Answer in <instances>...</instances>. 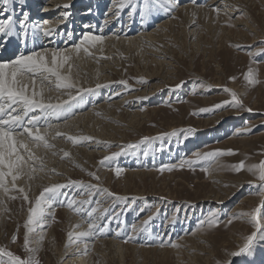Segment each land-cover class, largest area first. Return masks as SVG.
Listing matches in <instances>:
<instances>
[{"label": "rangeland", "instance_id": "obj_1", "mask_svg": "<svg viewBox=\"0 0 264 264\" xmlns=\"http://www.w3.org/2000/svg\"><path fill=\"white\" fill-rule=\"evenodd\" d=\"M75 1V6L81 7L80 0ZM112 1L104 0L98 4L101 7L91 17L98 26ZM205 1L208 0L198 3ZM133 2L137 11L130 16L132 9L126 7L121 12L122 23L118 26L112 22L111 28L130 26L125 24L134 16V25L137 24V30L141 29L146 19L142 22L139 14L143 0ZM46 3L42 0L41 7ZM213 9L223 13L220 7ZM157 10L158 7L151 13ZM209 14L195 18V26L201 32L197 34L199 38L196 36L192 40L183 32L182 17H177L179 23L175 28L166 30L173 33L164 38L165 47L163 43H157L161 51L169 49V56L163 59L161 66L157 62L162 60L160 54L163 52L160 51L157 55L148 52L145 57L130 49L112 53L117 62L114 69L106 71L109 88H101L94 101L122 100L118 114L111 117L115 121L101 117L105 127L96 124L89 133L94 134L91 140L77 142L79 146L87 147L95 142L97 145L88 146L93 152L89 157L81 154L74 162L68 161L66 167L70 172L64 176L65 180L41 186L42 190L27 200L24 193L14 190L8 204L0 208V248L22 259L32 257L39 264H68V258L73 256L70 253L75 250L73 247L77 243L83 244L81 238L65 246L68 233L82 229L74 219L78 218V222L83 221L86 226L106 224L105 232L97 229L95 233L100 240L112 241V244L109 241L104 244L96 243L94 239L90 243L95 242L96 248L89 245L83 249L78 258L84 257L92 264H264V238L250 222L252 217L242 215L252 213L264 201L260 182L256 175L247 171V166L264 160V55L255 58L248 55L250 51L264 48L261 43L264 41V0H232L227 15L218 17L216 11ZM158 16L152 15L148 27L153 28L154 23L164 17ZM45 17L47 15L37 17L33 23L40 24L41 18ZM54 36L49 38L53 45L65 42L66 35L59 36L64 39L61 41H53ZM12 52L11 58L18 53ZM249 68L253 70L252 79L256 83L245 79ZM120 81H127L128 87ZM181 82L182 86L176 89L175 85ZM93 85L76 86L72 89L73 95L80 89L93 88ZM225 88L237 94L243 107L225 106L211 112L200 111L222 101H231V94L224 91ZM118 90L120 95L115 93ZM88 94L82 93L78 99H84ZM142 97L147 99H139ZM88 99L86 103H90ZM189 127L196 131L187 138L177 131L175 136L138 143L145 136L155 137ZM245 128L252 130L243 132ZM129 143L138 144V147L125 148L120 156L100 163L104 157L120 152L121 146ZM215 149H231L234 154L181 166L182 160L196 159L194 153ZM240 161H244L245 168L237 172L231 166ZM165 165L175 167L161 171ZM116 168L122 169L119 175ZM89 172L99 179L90 176ZM70 181H82L85 185H98V188L90 190L70 184ZM53 184L68 186L60 189L62 194L52 201L53 208L45 209L49 213L45 212L39 223L31 225L34 229L28 234L31 251H26L24 225L29 209L43 189ZM105 188L115 196L99 191ZM117 196L127 199L118 200ZM89 199L91 204L73 205V208H82L81 212L68 207L69 201ZM92 208H97V212L89 217L87 213ZM104 210H107L104 216H100ZM210 213L215 215L210 216ZM259 215L264 226V209ZM145 221H148L147 225ZM40 222L47 225L39 228ZM142 228L146 230L141 231ZM254 231L257 237L250 251L231 256ZM14 235L17 238L13 242ZM3 259L6 261L7 257Z\"/></svg>", "mask_w": 264, "mask_h": 264}, {"label": "bare ground", "instance_id": "obj_2", "mask_svg": "<svg viewBox=\"0 0 264 264\" xmlns=\"http://www.w3.org/2000/svg\"><path fill=\"white\" fill-rule=\"evenodd\" d=\"M46 1L48 3L41 7L42 0L40 2L39 0H24L23 4H18L16 3V0H13V4L11 7L12 9H14V12H10L8 14L14 15L15 31L11 37L0 36V62H8L14 60L21 54L28 55L33 51H44L45 49L51 51L59 49L65 52V54L71 56L69 64H71L72 67L71 69H69L68 64H65L63 68L60 69L62 74L69 75L70 82L74 83L76 86H83V84L85 85L88 83L94 84L93 88H95V91L90 92L88 95H85L84 99H77L76 101H74L68 112L62 113L59 119L50 118L48 121V123L51 124L50 128H48V125L45 124L43 120L40 122V124L38 125V127L40 128V132L44 134L45 128H47L46 138L48 139V142L50 144L54 145L53 148H44L43 146L36 147L31 142L30 138H22L26 143H29L34 156L31 160H28V154L25 153L23 149L20 150L21 154L24 155L25 160L28 161V164L23 167L22 171L18 175V178L15 181V188L12 187L13 182L11 177L6 178L7 186L10 190L5 193L2 189H0V208L3 207V204H8L10 196L14 193V190L23 188L24 191L22 193H24V195L26 194L28 198H30L31 196H35L42 190L41 186H48L56 180H65L64 176L68 174V172H70L69 168L66 167V165L69 163L68 161L74 162V160H77V155L82 154L89 157L91 154H93L92 151H89L90 149H88V146H95L97 145V142H92L94 144L87 145V147L79 146L77 143L76 144L78 146H72V141L67 137L73 136L92 138L94 137V134L90 135V130L93 129L96 124L102 125V127L105 125L101 124V117L112 119V115L116 116L118 114L117 110L121 108L120 106L122 100L115 99L112 102H107V100L102 99L101 102L97 100L94 101L95 99H97V97H99L97 96V94H100L101 91V88L96 89V85L107 84L109 86L108 81H106L105 79L109 78V74H107L106 71L114 69V67L116 66L115 62H117L115 60L116 57H112L113 52H117L118 50H121L123 52L130 49L133 50L134 53H137L138 56L140 55L142 57H145L146 53L148 52H152V54L154 53L155 55H157L159 54V51L163 52L161 51L157 43H163V46L165 47L166 41L164 40V38H166L170 33L166 30L170 29L171 31L175 28V25L179 23L177 22L178 16L182 17V29L185 36H188L191 39L193 37H196L197 34H200L199 32H201L198 30L197 26H195V23H197L195 21V18L203 17L204 15H210L209 13L215 12L213 8L218 7H220L222 9L221 11L223 12H219L218 17L221 15H227L226 13L229 11L232 0H208L203 2V4L198 3L201 0H186L185 2L181 0L182 2L180 1L179 6L176 7L177 10L174 9L172 12H166L163 9L158 8L155 13L153 12V14L151 13L146 17L141 29L138 30L136 26L137 24L134 25V16H132L129 22L125 24H130V26H123V28L118 27L120 23H122V14L119 18L115 17V6L113 3L110 4L108 10L104 13L105 16L98 26L97 21H94L93 19H91V17L95 15L98 9L101 7L98 4H102L104 0H80L81 7L75 6V0ZM98 1L99 3H97ZM64 4H70L71 7L66 9L63 7ZM2 7L3 5H0V8ZM25 11L29 13L28 24L30 26L26 38L23 34V31L19 30V23L17 24V20L22 18V13ZM65 11L70 12V16L68 17L67 21L61 23L59 21L61 20L62 13ZM88 13H90L89 16ZM43 15H47V17L41 18L42 23L43 21H49L50 25L56 28V34L55 36L53 35V41H61L65 39V42L61 41V44L59 46L57 44L53 45V42L49 40V38L52 36H44L42 31L34 32L33 28L31 27V25L37 24L35 22L33 23L34 19H36L37 17L40 18ZM152 15H156V17L160 15L164 17L162 18V20H158V23H154L153 28H150L148 26L151 19L153 18ZM3 18H5V16H0V19ZM105 21L108 22L105 23ZM198 21L200 20L198 19ZM112 22L117 23L118 26L111 28V25L113 24ZM81 29H84V31L81 32ZM61 30L62 32L58 34V32H60ZM68 32L72 33L71 40L68 39ZM86 32H91L95 35H102L104 37V40L100 43H97L95 46L84 45L83 47H88L89 52L85 53L82 47L81 51L77 54L73 51V42L77 40L78 42H76L75 44L79 43L82 39V37H79V35L83 36V34ZM171 33H173V31ZM64 35H66V37H64ZM59 36L64 37V39H61ZM197 38H199V36H197ZM155 48L160 50H155ZM12 51L18 52L17 55L13 58L10 57ZM168 52L169 49L160 54V56L162 55V58L160 57L162 60H157L160 66L163 64V59H166L167 56H169ZM48 59L50 60V55L48 56ZM44 75L48 74L45 73ZM100 79L104 80L101 81ZM35 80L36 91H39L41 86L39 76H37ZM24 81L28 84V93L31 94L32 78L26 75L24 77ZM43 87L45 102H49L50 98V102L56 103L61 100H66L68 98L69 92H71L72 95L74 94V90L72 89H57L55 87V77H50L49 80L44 81ZM117 92H119V90L115 91V93ZM87 97L89 98L88 101L90 103H86ZM36 114L39 115L38 110ZM112 120L115 121V119ZM57 133H61V135H57ZM64 152H68L69 156L65 157ZM41 162L43 166H41ZM53 169L55 171H53ZM46 208L49 207L46 206L45 209ZM46 213L49 212L47 211ZM74 219L76 223L82 226V229L79 232L86 231L88 229V226H86L83 221L78 222V218ZM44 225H47V223L40 222L39 228L43 227ZM44 233L47 234V232ZM83 238L81 239L83 241V244L78 245L77 243L73 247V249L75 250L70 253L73 256L68 258V264H92L90 262H87L84 257H78L82 254L81 252L83 251V249H85V245H92L95 247V242V245L92 242L90 243V241L94 239L96 243L101 242L105 244L109 241L112 244L111 240L98 239V234H96L95 232L93 233V235Z\"/></svg>", "mask_w": 264, "mask_h": 264}, {"label": "snow or ice", "instance_id": "obj_3", "mask_svg": "<svg viewBox=\"0 0 264 264\" xmlns=\"http://www.w3.org/2000/svg\"><path fill=\"white\" fill-rule=\"evenodd\" d=\"M16 3L23 4L24 0H16ZM13 0H0V5H3L0 8V16H5V18L0 19V36L11 37L15 31V23H14V15L8 14L10 12H14L12 9ZM113 4L115 6V17L119 18L121 12L126 7H131L132 11L129 13L131 16L133 13L137 11V5L133 2V0H113ZM179 6V0H143V7L140 8L139 14L143 18L147 17L151 14L154 8L163 9L166 12H172L176 7ZM64 8H70V4H64ZM217 13H219V9H214ZM7 14V15H5ZM70 16V12L65 11L62 13L61 20L59 22L67 21ZM29 13L23 12L22 18L18 21L21 30L25 38L28 35L29 30ZM108 21H105L107 23ZM34 32L42 31L44 36H53L56 34V28L50 25L49 21H43L42 24L31 25ZM68 39H72V33H67ZM104 40L102 35H95L91 32H86L83 34L82 39L79 43L73 45V51L75 53H79L84 45L95 46L97 43H100ZM264 43V41H261ZM237 47H241L237 45ZM83 51L85 53L89 52L88 47H83ZM50 55V60L48 56ZM248 55L252 58H255L260 55H264V48H259L255 52H248ZM71 60V56L65 54V52L55 49L49 51L45 49L44 51H33L28 55H19L14 60L8 62H0V189H2L5 193H7L10 189L7 186L6 178L11 177L12 179V187L15 188V181L18 178V175L22 171L23 167L28 164V161L25 160L24 155L21 154V149L25 153L28 154V160H31L34 156L32 148L29 146V143H26L23 137L30 138L31 142L36 146H43L44 148H53L54 145L48 142L46 138L47 128H45V133L42 134L40 132V128L38 125L43 120L45 124L48 125V128L51 127V124L48 123L50 118L59 119L62 113H67L71 108L72 103L76 101L79 97H81L82 93L85 92H93L95 89L87 88L80 89L77 91L76 95H72L71 92L68 93V98L66 100H61L59 102L53 103L45 102L44 99V81L49 80L50 77H55V87L57 89H73L76 87L74 83L70 82V76L62 74L60 71L61 68L65 64H68L69 69H71L72 65L69 64ZM47 73L48 75H44ZM253 70L249 68V71L245 74V79L250 80L252 83H256L255 79H252ZM30 76L32 78V91L31 94L28 93V84L25 83L24 77ZM39 76L40 78V90L36 91V80L35 78ZM234 79V78H233ZM119 83L125 85L127 88V81H120ZM183 82L175 85L176 89H179L182 86ZM108 87L107 84H97L96 89ZM211 87V86H209ZM224 91L229 92L231 94V101H222L219 104L214 105L212 108L201 109V112H211L214 109H222L225 106L232 107H243L242 102L238 99L237 94L231 89L225 88ZM116 95H120V93H116ZM139 99H147V97H142ZM125 103H128L127 101ZM37 110L39 111V115L36 114ZM251 111V109H247ZM35 129V131H34ZM251 128L243 129V132H251ZM177 131L184 133L185 138L188 135L193 134L196 130L189 127L186 129L173 130L169 133H161L155 137H142L141 141L138 143H143L146 141L158 140L163 136H175ZM239 134V133H237ZM57 135H61V133H57ZM69 140H71L74 144L82 141V140H91V137H73L68 136ZM138 147V144L129 143L127 145L121 146L120 152L112 153L109 156L103 158L100 161L103 164L105 161L112 160L115 157L120 156L124 149H135ZM225 154H234L233 150L227 149H215L212 151H208L205 153L196 152L194 156L196 159H187L181 161V166L184 164L194 165L198 162V160H208L211 158H215ZM144 155L147 156L148 152L145 151ZM64 156H69L68 152H64ZM41 166L42 162H41ZM175 167V165H165L160 170L171 169ZM235 171L239 172L245 168L244 161H240L238 164L231 166ZM53 171H55L53 169ZM122 169L116 168L115 172L117 175L121 173ZM247 171L256 175L257 180L260 182V187L262 191H264V160H262L259 164H253L247 166ZM90 176L99 179V177L95 176V173L89 172ZM70 184H77L81 187H86L88 189L98 188V185H85L82 181H70ZM68 185L64 184H53L49 187H46L41 192L40 196L37 197L35 205L29 209V216L25 222V236H24V247L26 251H31L28 248L29 244V233L34 229L31 227L33 223L38 222L43 218L45 213V206L51 207L52 201L56 200L59 195L62 193L60 189L67 187ZM19 191L23 192L24 189L21 188ZM99 191L107 193L109 196H115L114 193L108 191V189H99ZM91 196V191L89 192ZM15 198V197H13ZM118 200H126V197L117 196ZM24 199L27 200L28 197L25 194ZM135 199V198H133ZM79 203L80 205L91 204L92 201L83 200V201H69L68 207L73 208V205ZM264 209V201L261 202V205L254 209L252 213L242 214V215H250L252 217L251 223L254 228H256L261 233V238H264V226L260 223V213L261 210ZM76 212H81L82 208H73ZM100 213V216H104L105 212ZM97 212V208H92L91 211L87 213L89 217H92L94 213ZM215 213H210V216H214ZM152 217H149L151 220ZM211 222V221H210ZM145 225L148 224V221L144 222ZM75 227H79L76 225ZM135 230V226H133ZM99 229L100 232H105L107 229V225L100 226L98 224L90 223L88 225V229L82 232H69L68 233V241L66 243V247L69 245L79 241L83 237H89L93 235V233ZM141 231L146 229L142 228ZM75 237V239H74ZM257 237V232L254 231L251 235H248L245 238V243L239 249L238 252L234 251L230 255L235 257L241 255L243 253L249 252L251 245L254 241V238ZM16 236H13V242L16 240ZM43 239V237H41ZM163 246V243L161 244ZM174 247H178L179 245H172ZM87 248V245H85ZM7 257L5 261L3 257ZM0 264H39L38 260H34L32 257H28L26 259H22L19 256H16L11 251H7L5 248H0ZM227 264H231V262H227Z\"/></svg>", "mask_w": 264, "mask_h": 264}]
</instances>
